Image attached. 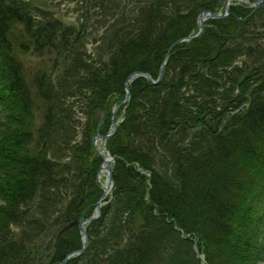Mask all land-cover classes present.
I'll list each match as a JSON object with an SVG mask.
<instances>
[{
  "label": "trees",
  "instance_id": "trees-1",
  "mask_svg": "<svg viewBox=\"0 0 264 264\" xmlns=\"http://www.w3.org/2000/svg\"><path fill=\"white\" fill-rule=\"evenodd\" d=\"M224 1L78 0L76 24L31 0H0V126L11 134L0 142V264H60L80 247L77 225L67 224L88 216L102 192L92 136L118 114L103 138L114 158L111 197L86 227L85 250L65 262L262 264L264 0L207 17L200 35L169 49L161 78L134 77L111 113L128 73L155 79L169 45ZM98 9L101 51L90 59ZM26 51L46 58L31 72Z\"/></svg>",
  "mask_w": 264,
  "mask_h": 264
},
{
  "label": "rangeland",
  "instance_id": "rangeland-1",
  "mask_svg": "<svg viewBox=\"0 0 264 264\" xmlns=\"http://www.w3.org/2000/svg\"><path fill=\"white\" fill-rule=\"evenodd\" d=\"M23 1H26V0H23ZM236 2H247V1H245V0H225L224 1V5L222 6V7H220L218 10H217V12H219V13H222V15L221 16H224V15H226V14H224L225 12L226 13H228V8H229V4L230 3H236ZM38 4L39 5V8L41 7V9L42 10H49V9H51V10H55L56 11V13L60 16V18L64 21V22H70V21H74L75 20V22H76V24H79V22L77 21V17H80L81 16V11H82V9H81V7H80V2H78V0H31V4H33V5H35V4ZM139 1H137V2H135V5L136 6H140L141 4V7L140 8H148L149 6H151L150 4H148L147 3V5H146V3H144V5H143V3H139ZM248 3V2H247ZM39 8H37V9H39ZM97 8V6H95L94 7V9H96ZM99 10V9H98ZM135 10V12L137 13V11H136V9H134ZM100 11V13L99 14H97V16L96 15H91V17H90V19L92 20V22H93V25L92 26H90V29H91V34L89 35V38H88V40L86 41V43H85V48L86 49H84V52L87 54V56L91 59V57H92V55L93 56H96L97 55V53H98V51L100 50L99 48H97V46H100V41L98 42V40H95L94 39V37L95 38H97L100 34H101V31H102V29H103V27H104V23H103V21H104V18H103V15H104V11L103 10H99ZM111 11V10H110ZM34 13H36V12H34ZM38 13V12H37ZM200 13V12H199ZM224 14V15H223ZM198 16H199V14H198ZM221 16H217V17H221ZM160 19V18H159ZM206 19V18H205ZM197 20H198V18H197ZM153 25H154V23H153ZM153 28V27H152ZM198 29H199V22H198V28H197V30L196 31H194L193 33H191V34H188V35H192V34H195L197 31H198ZM203 31V30H202ZM202 33V32H201ZM200 33V34H201ZM200 34H198V35H200ZM198 35H196V36H198ZM193 37H195V36H193ZM192 37V38H193ZM101 51V50H100ZM44 56H46V53H44ZM21 58H22V63L24 64V66L31 72L32 70L34 71V69H35V66L36 65H38V64H40V63H42V62H44V60L46 59V58H43V56L41 55V56H39V55H37L36 53H34V52H31V51H26V52H24V53H22L21 54ZM72 58H74L73 56H72ZM102 58L104 59V56H102ZM44 59V60H43ZM67 60H69V58L67 59ZM73 61H71V60H69L68 61V63H69V65H70V73L71 72H73V63H72ZM64 64H66L65 62H64ZM61 66L60 67H56V69L55 70H53L54 72L52 73V77L54 78V79H56V77H57V75H60V73L62 72L61 71ZM50 72H51V70H50ZM131 72H135L130 78H128V81H127V84H128V90H129V82L134 78V77H136V76H138V75H143V76H145L144 74H141V72H145V73H147L146 71H143V70H138V69H136V70H133V71H131ZM130 72V73H131ZM49 74H51V73H49ZM129 74V73H128ZM149 74V73H148ZM159 74V73H158ZM163 74V73H162ZM150 75V74H149ZM128 76V75H127ZM146 77V76H145ZM127 78V77H126ZM147 78V77H146ZM157 78V77H156ZM148 79V78H147ZM57 80V79H56ZM126 80V79H125ZM125 80H124V82H125ZM151 81V80H150ZM124 91H125V93H124V95H123V97L119 100V103L112 109V114H114L116 111H117V109L119 108V105L120 104H122V103H125V102H127L128 101V98L130 97V90H129V93H128V96L126 97V89H125V87H124ZM122 100V101H121ZM99 110H101L102 112H101V114L99 113ZM75 112H76V116H75V118L78 120V123H79V125L81 124V123H83V119L85 118V116H84V114L81 112V110H80V108H78V106H76L75 107ZM117 113V112H116ZM103 115V110L102 109H98V111L96 112V116H99V117H101ZM122 119V117H121V114H118V116H117V118L116 119H112V120H115L116 121V123L119 121V120H121ZM73 120H74V122L75 123H77L76 122V120L73 118ZM33 127H36V126H38L40 123H41V118L39 117V116H36L34 119H33ZM111 124H112V121H111ZM78 128H76V135L74 136V137H80V131L78 132V130L80 129L79 128V126H77ZM112 127H113V124H112ZM0 142L2 141V139L4 138V139H10L9 137L11 136V134H9L8 133V129L6 128V127H4V126H0ZM4 136H3V135ZM9 134V135H8ZM31 134L33 135V133H32V130H31ZM97 134H99L100 136H98L97 138H96V145H97V147L101 150H103L104 151V149H107V147H106V145H105V141H104V136L101 134V133H95L93 136H95V135H97ZM93 136H92V138H93ZM44 142V146H45V140L43 141ZM30 143H34L32 140L31 141H29V144ZM93 143V142H92ZM93 147H94V144H93ZM35 148V147H34ZM30 149H33V146L30 148ZM95 149V148H94ZM32 151V150H31ZM46 151H48V150H46ZM51 151V150H50ZM55 150H53V151H51V152H54ZM95 151H96V149H95ZM109 151V150H108ZM51 152H49L48 151V153L49 154H51ZM110 152V151H109ZM96 153L99 155V153L96 151ZM111 154V153H110ZM112 155V154H111ZM100 156V155H99ZM113 156V155H112ZM100 158H101V156H100ZM113 160H114V158H113ZM101 161H102V158H101ZM101 161H100V163H99V165H98V172H97V178H98V180L100 181V185L102 186V192H103V190L105 189V185H106V171L105 170H103V169H100V164H101ZM105 165H107V166H109L110 165V163L109 162H105L104 163ZM113 164H114V161H113ZM111 176H112V171H111ZM1 177V176H0ZM253 179V178H252ZM112 185H113V180H112V184L110 185V186H108V189H107V191L104 193V195H103V197L102 198H100V195L102 194V192L100 193V195L98 196V198L96 199V202H95V204L93 205V207H92V209H91V211H90V213L88 214V216H86V217H89V216H92L95 212H96V207H97V205H98V208H99V215H100V211H101V207H102V205L106 202V201H108L109 199H110V197H111V195H109L110 194V190H111V188H112ZM109 195V196H108ZM99 198H100V200H99ZM98 200H99V204H98ZM4 202V199H3V197L1 196V194H0V205L2 204ZM2 215V214H1ZM98 215V216H99ZM97 216V217H98ZM97 217H95L94 219H92V220H95ZM92 220H90V221H88V222H86V223H84L83 224V226H84V229H85V232H86V227H87V225L92 221ZM13 228V227H12ZM86 234H87V232H86ZM136 234V232L134 233V235ZM128 237L129 238H133V237H130L129 235H128ZM44 239H45V237H44ZM37 241H39V239L37 240ZM87 243H88V236H87V241H86V244H85V247H84V250H85V248H86V245H87ZM84 250H82V251H84ZM81 252V251H80ZM260 263H262V264H264V260H261L260 261ZM60 264H67L65 261H62Z\"/></svg>",
  "mask_w": 264,
  "mask_h": 264
},
{
  "label": "water",
  "instance_id": "water-1",
  "mask_svg": "<svg viewBox=\"0 0 264 264\" xmlns=\"http://www.w3.org/2000/svg\"><path fill=\"white\" fill-rule=\"evenodd\" d=\"M245 1H248L249 0H245ZM261 2V0H256L255 2H249L251 6L255 7V6H258L259 3ZM226 14V12L224 13ZM223 14V15H224ZM222 13H215V12H211L209 10H203L199 13V16H198V22H199V29L198 31L195 33V34H192V35H187V36H184V37H179L177 39H175L170 45L169 47L167 48L166 50V53L163 57V60L161 61L160 63V68H159V74L157 76L156 79H153L148 73H145V72H141V74H144L149 80H151L152 82H157L161 76H162V73H163V63L166 59V55L169 51V49L175 44L177 43L178 41L180 40H186V39H190L192 38L193 36H196L198 34H200L203 30V27H204V19L207 17V16H221ZM135 72H131L128 74L125 82H124V87L126 89V97L128 96V93H129V90H128V84H127V81H128V78H130ZM122 101V100H121ZM101 110H99V113L101 114ZM112 124H113V129L111 131H109L108 133L105 134V136L107 135H110L116 128V121L115 120H112ZM100 136L99 134L93 136L92 138V142L94 144V148L96 149V151L99 153V155L101 156L102 158V161H101V164H100V169H103L106 171V185H105V189L103 190L102 194L100 195V198L103 197L104 193L107 191L108 189V186H110L112 184V176H111V171H112V166H113V156L110 154V152L107 150V149H104V151L101 149H99L96 145V138ZM105 162H109L110 165L107 166L105 165L104 163ZM99 198V200H100ZM99 200H98V204H99ZM99 215V208H98V205L96 207V212L92 215V216H89V217H78V218H74L72 219L71 221L68 222L67 225H72V224H76L78 226V229L81 233V245L79 248L71 251V252H68L66 254V257L73 254V253H79L80 251L84 250V247H85V244H86V241H87V234L85 232V229H84V226L83 224L94 219L95 217H97ZM134 233H135V230L133 231H127V235H129L130 237H133L134 236ZM65 257V258H66ZM65 258L63 259V261H65Z\"/></svg>",
  "mask_w": 264,
  "mask_h": 264
},
{
  "label": "bare ground",
  "instance_id": "bare-ground-1",
  "mask_svg": "<svg viewBox=\"0 0 264 264\" xmlns=\"http://www.w3.org/2000/svg\"><path fill=\"white\" fill-rule=\"evenodd\" d=\"M211 12H212V11H211ZM215 13H218V12H215ZM207 17H217V16H207ZM207 17H206V18H207Z\"/></svg>",
  "mask_w": 264,
  "mask_h": 264
}]
</instances>
